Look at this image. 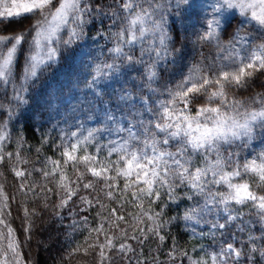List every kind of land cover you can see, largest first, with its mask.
I'll list each match as a JSON object with an SVG mask.
<instances>
[{"label":"snow or ice","instance_id":"6c2138e0","mask_svg":"<svg viewBox=\"0 0 264 264\" xmlns=\"http://www.w3.org/2000/svg\"><path fill=\"white\" fill-rule=\"evenodd\" d=\"M51 229L57 264H264V0H0V264Z\"/></svg>","mask_w":264,"mask_h":264},{"label":"trees","instance_id":"16d2710c","mask_svg":"<svg viewBox=\"0 0 264 264\" xmlns=\"http://www.w3.org/2000/svg\"><path fill=\"white\" fill-rule=\"evenodd\" d=\"M107 23V21H105ZM58 79V77L53 76L49 83H52ZM15 215V213H13ZM18 224V221L16 222ZM58 227V226H57ZM42 228L47 229V225H43ZM77 239H83V237H77ZM64 242V236L56 229H51V238L49 236V230L40 231L31 241V256L30 264H57L63 249L61 244ZM27 258V255H26ZM65 264H68L67 257H65ZM71 264H95L93 255L89 254L84 256L83 254H78L75 256Z\"/></svg>","mask_w":264,"mask_h":264}]
</instances>
